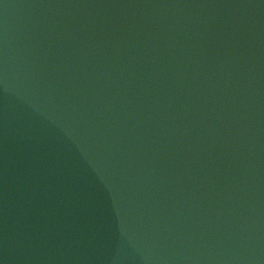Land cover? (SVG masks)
<instances>
[{
	"label": "water",
	"instance_id": "water-1",
	"mask_svg": "<svg viewBox=\"0 0 264 264\" xmlns=\"http://www.w3.org/2000/svg\"><path fill=\"white\" fill-rule=\"evenodd\" d=\"M0 264H264V0H0Z\"/></svg>",
	"mask_w": 264,
	"mask_h": 264
}]
</instances>
